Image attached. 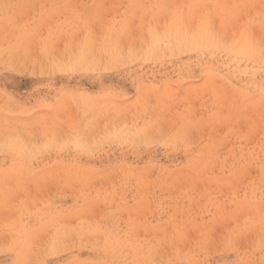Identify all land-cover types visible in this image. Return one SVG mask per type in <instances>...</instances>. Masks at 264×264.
<instances>
[{
  "label": "rangeland",
  "instance_id": "374dc122",
  "mask_svg": "<svg viewBox=\"0 0 264 264\" xmlns=\"http://www.w3.org/2000/svg\"><path fill=\"white\" fill-rule=\"evenodd\" d=\"M216 1L219 0H0V145L2 144L0 146V175L2 176L4 173L3 179L7 177L8 179L12 178L13 181L15 176L14 181L21 180L20 183L16 181L19 185L11 180L3 185L0 182V185H5L7 187L5 189L8 191L13 183L16 185L15 187L21 184L20 188L18 187L19 190L15 191L17 196L13 192L14 188L9 193L5 191L4 187L1 189L0 186V189L5 191L1 192L0 190V198H3L1 201H7H4L5 203L2 201L3 205L0 202V209L2 208L0 210V264H127L128 262L129 264H191V261L200 264L201 262H197L198 260H203L202 264H251V262L252 264H264V236H262L264 235V231H262L264 224L260 223H264L262 221V219L264 220V181L262 180L264 178V162L262 163L264 151L261 150L264 149V134H261L264 133V117H262L264 116V66L262 65L264 63V0ZM225 4L227 5L225 6ZM216 7L219 8L216 10ZM220 24L225 25L220 26ZM170 25L173 29L169 27ZM237 30L238 32L235 33ZM232 31L234 32L232 33ZM242 34L244 35L242 36ZM8 37L9 39L11 37L12 40L10 39V41ZM237 37L242 38V42L245 43L243 47L235 46ZM86 38L87 40H85ZM225 39L228 40L227 43H225ZM141 40L142 43H140ZM38 44L39 46H37ZM232 47L234 48L232 49ZM261 49H263V53ZM256 57L257 60H255ZM249 60L252 61L250 64ZM249 70L251 72L247 74ZM210 85L215 86L213 87L214 91ZM206 87L209 92L204 90V96H199ZM195 91L198 92L197 95ZM216 94H219V97ZM191 96L193 100L190 99ZM206 99L207 102L204 103ZM225 100L226 102H224ZM236 100L238 101L235 102ZM160 101L162 104L159 103ZM248 103H253V105L259 103L260 108L256 105L254 108L250 104L247 106ZM226 107H229L228 113ZM222 108L223 110H221ZM230 108L233 110L230 111ZM173 109L174 111H172ZM253 115L256 119L252 118ZM245 117L248 119H246L247 122L244 120ZM38 118L45 119L44 123ZM257 119H261L263 123L260 120L259 124L254 122ZM245 122L247 125L249 124L250 128L246 127ZM260 123L261 126H257ZM179 124H183L181 129ZM213 127L218 129L213 131ZM246 129L248 133H246ZM40 131L42 134H39ZM183 135L185 139L182 138ZM24 137L29 141H25ZM11 138L14 144L11 143ZM22 139L23 143L26 142L25 147L23 143L20 144ZM2 140L7 144H3ZM41 146L42 148H40ZM23 147L26 150L29 149L27 153ZM22 150L24 153H21ZM235 154H237L236 157H234ZM23 156L24 159L27 156L25 162ZM196 158H199V161ZM253 158L256 160L253 161ZM225 164L227 168H225ZM207 166L208 169H206ZM24 167L28 168L27 171ZM245 167L246 170L248 168L247 173ZM69 170L71 172H68ZM74 170L75 174L82 178L74 176ZM28 171L30 172L28 173ZM47 171L52 172L49 175H53V177L55 175L56 182L52 181V178L49 182L50 178L49 180L47 178L51 176L46 177ZM57 171L58 175H56ZM42 172L45 173L43 176L47 179L42 182H46L45 186L49 185V187H45V193L42 190L44 184L40 183L43 179L40 178ZM62 173L64 181L61 180ZM68 173H72V175ZM141 175L143 176L141 177ZM158 175L161 176L158 177ZM134 176L137 177L133 178ZM83 177L87 178L85 181H87L88 188H85L84 180L80 183L81 179H84ZM71 178H74L76 185H74V180L70 182ZM192 178H196L198 182H194L195 179ZM219 178L226 180L221 181L223 184L220 187ZM3 179L0 178L1 181ZM34 179L40 181L42 196L38 190L39 186L26 189L29 186L32 187L31 182ZM198 179H201L200 182ZM3 181L5 182V180ZM35 181L32 182L33 187H35ZM145 181H150V183ZM138 182L142 186L148 184L144 187V192L139 189ZM185 182L190 185L185 187ZM246 182L247 184H244ZM79 183L83 185V188L79 189ZM238 183L241 185L239 186ZM250 183L253 184L250 186ZM71 184L72 186H70ZM7 185L10 187L8 188ZM179 185H183V187ZM89 187L90 191H88ZM96 187L101 188L100 192L97 191L98 189L96 190ZM146 187L150 192L146 191ZM21 188L28 190V194L23 190L24 197L22 192L18 193ZM204 188L206 189L204 190ZM225 188L228 192L225 191ZM256 188H258L257 191ZM79 190L82 193L85 191L84 196H81L82 193ZM190 190L195 195L189 193ZM235 190H238L239 193ZM247 190L250 194L247 193ZM29 191L31 196L36 197V200L41 197L40 200L34 202L32 200L34 197L31 199L30 196L29 198ZM171 191L172 193H170ZM220 192L221 195H219ZM11 194L12 197H10ZM51 194H53L52 197ZM18 195L22 196V199H18L20 198ZM234 196L235 198H233ZM28 199L31 200L28 201ZM114 199L116 202H113ZM21 200L28 201L31 205L24 204ZM165 200L170 203L168 204ZM189 200H191L190 203ZM119 202L125 203V206L128 205L127 209ZM237 202L242 204L238 205ZM110 203H113L112 208L108 206ZM11 205L13 208L9 207ZM4 206L8 208L4 209ZM27 206H29L28 209H26ZM137 209L141 212L139 213ZM174 209L176 213H179L176 214ZM13 210H17L19 213L13 212ZM217 210H219L218 213ZM250 212L256 213V217L254 218ZM193 213L194 215H192ZM151 214H154L153 217ZM181 214L185 215L183 219ZM138 215L144 216L140 217V220ZM243 215L244 217H241ZM65 216L67 217L64 218ZM175 216L178 217L175 218ZM189 217H192L191 221H189ZM252 218L253 220H251ZM119 219L121 220L119 221ZM175 221L180 224L178 222V224H174ZM185 221L189 222L185 223ZM244 221L247 222L244 223ZM164 222L167 223L160 225ZM201 222H203V226L200 224ZM255 222H259V226H256ZM13 223L14 225H12ZM59 223L62 224L59 226ZM193 224L199 225L195 227ZM143 225L148 229L146 234L144 232L147 230L146 228L144 230L142 228L144 233L139 230ZM137 226L139 231L134 230V228L137 229ZM128 227L130 230L129 233H126ZM170 227L171 230H169ZM202 227L207 232L202 231ZM257 227H259L258 230ZM182 228L186 232L183 233ZM188 228L190 230L193 228V230L190 231ZM172 229L175 235L180 231L179 234H183V239L182 235L178 234L181 237L175 236ZM196 229H200L202 237L199 230ZM149 230L151 231L149 232ZM164 230L166 231L164 232ZM102 231L106 234H103ZM135 231H138L139 234ZM155 231L159 237L154 235ZM204 231L208 234L205 235ZM194 232L198 233V236ZM230 232L232 233L230 234ZM147 233L150 234V237L153 233L152 240ZM168 233H172L173 238ZM236 234L240 239L239 243L237 238L233 237ZM125 235L128 238H125ZM168 235L172 238V243H170L171 238H167ZM57 236L59 237L58 242ZM135 238L136 242H134ZM163 238L166 241L169 239L165 245ZM178 238H181L182 240H180L184 244L189 243L192 250L189 246L186 247L187 244L184 248V244L181 245ZM114 239H116L117 245L113 242ZM203 239L206 240L205 243H203ZM159 240L163 244H159L160 249L156 247V252L151 250V247L154 249L155 246H158L156 242ZM140 241L144 242L140 244ZM191 243L195 245L193 246ZM170 245L173 246L170 248ZM179 245L182 249L184 248L183 251L179 249ZM252 245L254 246L252 247ZM134 246L138 248L140 246V248H144V251L141 249V254H137L140 248L137 251ZM187 248L190 249V252ZM120 251L122 253H119ZM133 251L135 252L133 253ZM149 251H151L150 258L148 257ZM187 251L192 253L193 257L186 253ZM198 252L200 257H197ZM194 253L197 255L194 256ZM136 254L138 256H135ZM195 257L194 261L191 260ZM139 261L141 262L139 263Z\"/></svg>",
  "mask_w": 264,
  "mask_h": 264
},
{
  "label": "bare ground",
  "instance_id": "6f19581e",
  "mask_svg": "<svg viewBox=\"0 0 264 264\" xmlns=\"http://www.w3.org/2000/svg\"><path fill=\"white\" fill-rule=\"evenodd\" d=\"M219 1H220V0H219ZM219 1H216V2H219ZM230 1H231V0H230ZM230 1H227V2H230ZM234 1H235V0H233V2H234ZM238 1H239V0H238ZM256 1H257V0H256ZM258 1H259V0H258ZM261 1H262V0H261ZM66 3H67V2H66ZM134 3H135V2H134ZM76 4H77V3H76ZM104 4H106V3H104ZM135 4H136V3H135ZM229 4H231V3H229ZM50 5H51V4H50ZM226 5H227V4H225V6H226ZM44 6H45V5H44ZM228 6H229V5H228ZM237 6H238V4H237ZM76 7H77V6H76ZM71 8H73V7H71ZM96 8H97V7H96ZM218 8H219V7H218ZM218 8L216 7L215 9L217 10ZM227 8H229V7H227ZM236 8H237V7H236ZM33 9H34V8H33ZM1 10H2V9H1ZM54 10H55V9H54ZM8 11H9V10H8ZM241 11H242V10H241ZM244 11H245V10H244ZM214 13H215V12H214ZM248 13H249V12H248ZM221 14H222V13H221ZM221 14H220V15H221ZM249 15H250V13H249ZM249 15H248V17H250ZM120 16H121V15H120ZM217 16H218V15H217ZM7 17H8V16H7ZM13 17H14V16H13ZM49 17H50V16H49ZM59 17H60V16H59ZM95 17H96V16H95ZM233 17H234V16H233ZM8 18H9V17H8ZM49 19H50V18H49ZM68 20H69V19H68ZM111 20H112V19H111ZM249 20H250V19H249ZM16 22H17V21H16ZM51 22H52V21H51ZM10 23H11V21H10ZM28 23H29V21H28ZM108 23H110V22H108ZM116 23H117V22H116ZM103 24H104V23H103ZM174 24H175V23H174ZM176 24H177V23H176ZM237 24H238V23H237ZM41 25H42V24H41ZM106 25H107V23H106ZM224 25H225V24H224ZM224 25H223V24H222V25L220 24V26H224ZM230 25H231V24H230ZM241 25H242V23H241ZM241 25H239V26H241ZM257 25H258V24H257ZM83 26H84V25H83ZM171 26H172V25H170L169 27H170L171 29H173ZM247 26H248V22H247ZM254 26H256V25H254ZM35 27H36V26H35ZM138 28H139V27H138ZM223 28H224V27H223ZM102 29H103V28H102ZM127 29H128V28H127ZM237 29H238V26H237ZM2 30H3V29H2ZM78 30H79V29H78ZM107 30H108V29H107ZM143 30H144V29H143ZM171 31H172V30H171ZM227 31H228V30H227ZM244 31H245V30H244ZM244 31H243V32H244ZM46 32H47V31H46ZM72 32H73V31H72ZM142 32H143V31H142ZM233 32H234V31H232V33H233ZM237 32H238V30L235 31V33H237ZM120 33L122 34V32H120ZM166 33H167V32H166ZM24 34H25V32H24ZM68 34H69V32H68ZM121 34H120V35H121ZM141 34H142V33H141ZM227 34H228V33H227ZM0 35H1V34H0ZM51 35H52V34H51ZM54 35H56V34H54ZM59 35H60V34H59ZM87 35H88V34H87ZM136 35H137V34H136ZM138 35H139V34H138ZM243 35H244V34H242V36H243ZM93 36H94V35H93ZM122 36H123V35H122ZM139 36H140V35H139ZM236 36H237V34H236ZM11 37H12V36H11ZM11 37H10V39L12 40ZM81 37H82V35H81ZM86 37L89 38V36H86ZM136 37H137V36H136ZM140 37H141V36H140ZM210 37H211V36H210ZM214 37H215V36H214ZM219 37H220V36H219ZM50 38H51V37H50ZM230 38H231V37H230ZM230 38H229V39H230ZM234 38H235V37H234ZM1 39H2V38H1ZM8 39H9V37H8ZM10 39H9V40H10ZM25 39H26V38H25ZM48 39H49V38H48ZM90 39H91V38H90ZM92 39H93V38H92ZM127 39H128V38H127ZM133 39H134V38H133ZM135 39H136V38H135ZM144 39H145V37H144ZM241 39H242V38H241ZM241 39H240L239 37H237V41H236V45H235V46H238V47L242 46V47H243V46L245 45V43H243ZM11 40H10V41H11ZM23 40H24V39H23ZM50 40H51V39H50ZM81 40H82V39H81ZM81 40H80V41H81ZM85 40H87V38H86ZM88 40H89V39H88ZM122 40H123V38H122ZM124 40H125V39H124ZM217 40H218V39H217ZM222 40H224V39H222ZM225 40H226V39H225ZM234 40H235V39H234ZM7 41H8V40H7ZM93 41H94V40H93ZM129 41H130V40H129ZM227 41H228V40H226L225 43H227ZM232 41H233V40H232ZM77 42H78V41H77ZM125 42H126V40H125ZM127 42H128V41H127ZM202 42H203V41H202ZM221 42H222V41H221ZM6 43H7V42H6ZM6 43H5V44H6ZM9 43H10V42H9ZM49 43H50V41H49ZM49 43H48V44H49ZM107 43H108V42H107ZM140 43H142V40L140 41ZM248 43H249V42H248ZM248 43H246V44H248ZM18 44L20 45V43H18ZM21 44H22V41H21ZM83 44H85V43H83ZM127 44H128V43H127ZM130 44H131V43H130ZM218 44H219V41H218ZM257 44H258V43H257ZM202 45H203V44H202ZM202 45H201V46H202ZM37 46H39V44H38ZM235 46H234V47H235ZM260 46H261V45H260ZM117 47H118V46H117ZM234 47H232V49H233ZM66 48H67V47H66ZM77 48H78V47H77ZM43 49H44V48H43ZM131 49H132V48H131ZM241 49H243V48H241ZM241 49H239V50H241ZM263 49H264V48H263ZM263 49H261V52H262V53H263ZM1 50H2V49H1ZM83 50H84V49H83ZM132 50H133V49H132ZM15 51H16V50H15ZM214 51H216V50L214 49ZM236 51H238V50H236ZM4 52H5V51H4ZM4 52H3V53H4ZM7 52H8V51H7ZM50 52H52V51H50ZM222 52H223V51H222ZM261 52H260V54H261ZM219 53H221V52H219ZM5 54H6V53H5ZM213 54H214V53H213ZM216 54H217V53H216ZM248 54H249V53H248ZM9 55H11V54H9ZM224 55H225V54H224ZM224 55H223V56H224ZM255 55H257V54H255ZM11 56H12V55H11ZM221 56H222V55H221ZM223 56H222V57H223ZM262 56H263V55H262ZM1 57H2V56H1ZM227 57H228V56H227ZM233 57H234V56H233ZM7 58H8V57H7ZM7 58H6V59H7ZM16 59H17V57H16ZM16 59H15V61H16ZM58 59H59V58H58ZM245 59H246V58H245ZM228 60H229V59H228ZM255 60H257V57H256ZM48 61H49V60H48ZM226 61H227V60H226ZM65 62H66V61H65ZM243 62H244V61H243ZM245 62H246V60H245ZM251 62H252V61L249 60V64H250ZM258 62H260V61H258ZM13 63H14V61H13ZM13 63H12V64H13ZM17 63H18V62H17ZM26 63H28V62H26ZM234 63H238V62H234ZM241 63H242V62H241ZM241 63H240V64H241ZM249 64H248V65H249ZM243 65H244V64H243ZM262 65L264 66V63H263ZM246 66H247V65H246ZM254 66H255V65H254ZM24 67H25V66H24ZM247 67H248V66H247ZM251 68H252V67H251ZM259 68H260V67H259ZM259 68H258V69H259ZM261 68H263V67L261 66ZM247 72H248V71H247ZM247 72H246V73H247ZM250 72H251V71L249 70V72H248L247 74H249ZM260 73H261V72H260ZM257 77H258V75H257ZM263 78H264V77H263ZM218 84H219V83H218ZM223 84H224V83H223ZM198 85H199V84H198ZM205 86H206V85H205ZM210 86H211V85H210ZM213 87H215V86H213ZM213 87L211 86V88H213ZM208 88H209V87H208ZM206 89H207V87H206L205 89H203L201 92L203 93V91L206 90ZM235 89H236V88H235ZM196 90H198V89H196ZM208 90H209V89H208ZM208 90H206V91H208ZM256 90H257V89H256ZM213 91H214V88H213ZM241 91H242V90H241ZM148 92H149V91H148ZM178 92H179V91H178ZM187 92H188V91H187ZM208 92H209V91H208ZM221 92H222V91H221ZM192 93H193V92H192ZM192 93H189V94H192ZM195 93H196V91H195ZM202 93H201L199 96H202V95L204 96V93H203V94H202ZM217 93H218V90H217ZM224 93H225V92H224ZM226 93H227V92H226ZM175 94H177V93H175ZM197 94H198V92L196 93V95H197ZM219 94H221V93H219ZM219 94H216V96L219 97V96H218ZM226 95H227V94H226ZM226 95H225V96H226ZM236 95H237V94H236ZM167 96H168V95H167ZM169 96H170V95H169ZM192 96H193V95H192ZM192 96H191L190 99H192ZM216 96H215V97H216ZM221 96H223V95H221ZM227 96H228V95H227ZM227 96H226V97H227ZM231 96H232V95H231ZM234 96H235V94H234ZM212 97H213V96H212ZM228 97H229V96H228ZM228 97H227V101H229V98H228ZM162 98H163V97H162ZM209 98H211V97H209ZM223 98H224V97H223ZM233 98H235V97H233ZM215 99H216V98H215ZM225 99H226V98H225ZM238 99H239V98H238ZM259 99H261V98H259ZM192 100H193V99H192ZM216 100H217V99H216ZM219 100H220V98H219ZM263 100H264V99H263ZM161 101H162V100H161ZM161 101H160L159 103H161ZM185 101H187V100H185ZM198 101H199V99H198ZM233 101H234V99H233ZM237 101H238V100H236L235 102H237ZM146 102H147V101H146ZM166 102H167V99H166ZM206 102H207V99H206V101H205L204 103H206ZM213 102H214V101H213ZM224 102H226V100H225ZM224 102H223V103H224ZM260 102H261V101H260ZM260 102H259V103H260ZM259 103H258V105H259ZM161 104H162V103H161ZM163 104H164V103H163ZM191 104H192V103H191ZM220 104H221V103H220ZM228 104H230V103H228ZM228 104H227V105H228ZM249 104H250V103H248L247 106H249ZM254 104H255V103H254ZM138 105H139V104H138ZM149 105H150V104H149ZM159 105H160V104H159ZM173 105H174V104H173ZM175 105H176V104H175ZM192 105H193V104H192ZM221 105H222V107H223V104H221ZM221 105H220V106H221ZM232 105H235V104H232ZM243 105H244V104H243ZM250 105H252V106H254V108H256V107H255L256 104L253 105V103H252V104H250ZM258 105H256V106H258ZM142 106H143V105H142ZM170 106H171V105H170ZM225 106H226V105H225ZM244 106H246V105H244ZM247 106H246V107H247ZM261 106H262V105H261ZM263 106H264V104H263ZM146 107H147V106H146ZM160 107H161V106H160ZM168 107H169V106H168ZM230 107H231V106H230ZM258 107H259V106H258ZM139 108H140V107H139ZM139 108H138V109H139ZM144 108H145V107H144ZM153 108H154V107H153ZM162 108H163V107H162ZM164 108H166V107H164ZM217 108H220V107H217ZM223 108H224V107H223ZM223 108H222L221 110H223ZM228 108H229V107H228ZM228 108L226 107V109H227V113H228ZM231 108H232V107H231ZM231 108L229 109L230 111L233 110V109H231ZM244 108H245V107H244ZM252 108H253V107H252ZM259 108H260V107H259ZM5 109H6V108H5ZM160 109H161V108H160ZM176 109H177V108H176ZM207 109H208V108H207ZM226 109H225V110H226ZM235 109H236V108H235ZM235 109H234V112H235ZM246 109H247V108H246ZM257 109H258V108H257ZM257 109H256V110H257ZM263 109H264V108H263ZM147 110H149V109L147 108ZM157 110H158V109H157ZM249 110H250V108H249ZM258 110H260V109H258ZM7 111H8V110H7ZM145 111H146V110H145ZM160 111H161V110H160ZM160 111H159V112H160ZM162 111H163V110H162ZM172 111H174V109H173ZM178 111H179V110H178ZM244 111H246V110H244ZM5 112H6V111H5ZM141 112H143V111H141ZM192 112H193V111H192ZM256 112H259V111H256ZM174 113H175V112H174ZM259 113H260V112H259ZM261 113L263 114V111H262ZM10 114H11V113H10ZM186 114H188V113H186ZM202 114H203V112H202ZM224 114H225V113H224ZM234 114H235V113H234ZM243 114H244V113H243ZM13 115H14V114H13ZM157 115H159V114H157ZM181 115H182V114H181ZM198 115H199V114H198ZM229 115H232V114H229ZM235 115H236V114H235ZM254 115H255V114H254ZM254 115H253L252 118H253V119H256V118H254V117H255ZM139 116H140V115H139ZM143 116H144V115H143ZM174 116H176V115H174ZM177 116H178V115H177ZM177 116H176V117H177ZM184 116H185V115H184ZM193 116H194V115H193ZM201 116L203 117V115H201ZM227 116H228V115H227ZM257 116H258V115H257ZM260 116H262V115H260ZM185 117H186V116H185ZM195 117H196V116H195ZM262 117H264V116H262ZM262 117H261V119H262ZM155 118H156V117H155ZM203 118H204V117H203ZM229 118H231V117H229ZM233 118H234V117H233ZM233 118H232V119H233ZM243 118H244V116H243ZM38 119H40V118H38ZM153 119H154V117H153ZM153 119H152V120H153ZM195 119H196V118H195ZM234 119H235V118H234ZM246 119H247V118L245 117L244 120H246ZM261 119H257L258 121L255 120L254 122H258V124H259V120L262 122ZM40 120H42V119H40ZM70 120H73V119H70ZM74 120H75V119H74ZM237 120H239V119H237ZM247 120H248V119H247ZM247 120H246V122H247ZM42 121H43V123H44L45 119L42 120ZM154 121H156V120H154ZM177 121H178V120H177ZM177 121H176V122H177ZM182 121H183V120H182ZM249 121H250V120H249ZM251 121H252V120H251ZM33 122H35V121H33ZM37 122H38V121H37ZM39 122H40V121H39ZM179 122H180V121H179ZM201 122H202V121H201ZM205 122H206V121H205ZM215 122H216V121H215ZM238 122H239V121H238ZM246 122H245V123H246ZM49 123H50V122H49ZM55 123H56V121H55ZM55 123H53V124H55ZM72 123H73V122H72ZM74 123H75V121H74ZM202 123H203V122H202ZM208 123H209V122H208ZM210 123H211V121H210ZM210 123H209V124H210ZM262 123H263V122H262ZM33 124H34V123H33ZM50 124H51V123H50ZM56 124H57V123H56ZM200 124H201V123H200ZM204 124H205V123H204ZM216 124H217V123H216ZM218 124H220V123H218ZM40 125H41V124H40ZM194 125H195V124H194ZM197 125H198V124H197ZM205 125H206V124H205ZM225 125H226V124H225ZM229 125H230V124H229ZM229 125H228V126H229ZM245 125H246V127H249V126H248L249 124L247 125V123H246ZM253 125H255V124H253ZM262 125H263V124H262ZM58 126H59V125H58ZM70 126H71V125H70ZM72 126H73V125H72ZM151 126H152V124H151ZM179 126H180V129H181V127L183 126V124H182V125L179 124ZM189 126H190V125H189ZM195 126H196V125H195ZM211 126H212V125H211ZM228 126H227V127H228ZM257 126H261V123H260V125H257ZM46 127H47V126H46ZM46 127H44V128H46ZM53 127H54V126H53ZM206 127H207V126H206ZM216 127H217V126H216ZM2 128H3V127H2ZM31 128H32V127H31ZM59 128H60V126H59ZM70 128L72 129L73 127H70ZM117 128H118V127H117ZM157 128H158V127H157ZM230 128H231V127H230ZM249 128H250V127H249ZM249 128H248V130H249ZM24 129H25V128H24ZM42 129H43V128H42ZM42 129H41V130H42ZM52 129H53V128H52ZM188 129H189V128H188ZM215 129H218V128H214V127H213V131H214ZM236 129H237V128H236ZM236 129H234V130H236ZM251 129H253V128H251ZM251 129H250V130H251ZM4 130H5V129H4ZM13 130H14V129H13ZM16 130H17V129H16ZM28 130H29V129H28ZM49 130H50V129H49ZM184 130H185V129H184ZM205 130H206V129H205ZM256 130H257V129H256ZM261 130H262V128H261ZM261 130H260V132H262ZM6 131H7V130H6ZM18 131H19V130H18ZM42 131H43V130H42ZM42 131H40L39 134H42V133H41ZM68 131H69V130H68ZM83 131H84V130H83ZM83 131H82V132H83ZM213 131H210V132H213ZM246 131H247V129H246ZM44 132H45V131H44ZM180 132H181V131H180ZM223 132H224V131H223ZM229 132H230V130H229ZM260 132H259V133H260ZM0 133H1V132H0ZM27 133H28V132H27ZM67 133H68V132H67ZM80 133H81V132H80ZM109 133H110V132H109ZM216 133H217V132H216ZM232 133H233V132H232ZM236 133H237V132H236ZM246 133H248V131H247ZM254 133H255V131H254ZM22 134H23V133H22ZM44 134H45V133H44ZM55 134H56V132H55ZM205 134H206V133H205ZM213 134H215V133H213ZM239 134H240V133H239ZM261 134H264V133L262 132ZM26 135H27V134H26ZM63 135H64V133H63ZM12 136H13V135H12ZM23 136H24V135H23ZM30 136H31V135H30ZM61 136H62V134H61ZM109 136H110V135H109ZM213 136H214V135H213ZM215 136H216V135H215ZM228 136H231V135H228ZM232 136H233V135H232ZM234 136H235V135H234ZM236 136H237V135H236ZM236 136H235V137H236ZM8 137H9V136H8ZM42 137H43V135H42ZM42 137H41V138H42ZM91 137H92V136H91ZM184 137H185V136L183 135L182 138H184ZM217 137H218V136H217ZM241 137H242V136H241ZM263 137H264V136H263ZM263 137H262V139H263ZM9 138H10V137H9ZM48 138H49V137H48ZM63 138H64V137H63ZM96 138H97V137H96ZM186 138H187V137H186ZM203 138H204V137H203ZM212 138H213V137H212ZM218 138H219V137H218ZM237 138H238V137H237ZM258 138H259V136H258ZM23 139H24L25 141L28 140V139H26L25 137H24ZM23 139L21 140V143H20V144L23 143V142H22ZM31 139H32V138H31ZM46 139H47V137H46ZM68 139H69V138H68ZM79 139H80V138H79ZM91 139H92V138H91ZM97 139H98V138H97ZM97 139H96V140H97ZM184 139H185V138H184ZM208 139H209V137H208ZM214 139H215V138H214ZM214 139H213V141H214ZM222 139H223V138H222ZM225 139H226V137H225ZM229 139H230V138H229ZM238 139H239V138H238ZM4 140L6 141L7 139L5 138ZM10 140H11V143H12V142H13L12 138H11ZM48 140H49V139H48ZM60 140H61V139H60ZM63 140H64V139H63ZM81 140H82V139H81ZM84 140H85V138H84ZM96 140H95V141H96ZM98 140H100V139H98ZM170 140H171V139H170ZM177 140H179V139H177ZM205 140H206V139H205ZM239 140H240V139H239ZM260 140H261V139H260ZM8 141H9V140H8ZM8 141H7V142H8ZM19 141H20V140H19ZM28 141H29V140H28ZM92 141H93V140H92ZM175 141H176V140H175ZM207 141H208V140H207ZM210 141H211V140H210ZM223 141H224V140H223ZM223 141H222V142H223ZM244 141H245V140H244ZM2 142H3V140H2ZM59 142H60V141H59ZM63 142H65V141H63ZM98 142H99V141H98ZM100 142H101V140H100ZM177 142H178V141H177ZM201 142H202V141H201ZM222 142H221V143H222ZM231 142H232V141H231ZM236 142H237V141H236ZM0 143H1V142H0ZM25 143H26V142H25ZM25 143H23V146H24ZM40 143H41V142H40ZM40 143H39V145H40ZM53 143H54V142H53ZM76 143H77V142H76ZM214 143H215V142H214ZM261 143H262V142H261ZM3 144H5V143L3 142ZM6 144H7V143H6ZM6 144H5V145H6ZM12 144H14V142H13ZM32 144H33V143H32ZM65 144H66V143H65ZM85 144H87V143H85ZM85 144H84V145H85ZM93 144H94V143H93ZM180 144H181V142H180ZM1 145H2V144H1ZM1 145H0V146H1ZM8 145H9V142H8ZM45 145H46V144H45ZM89 145H90V144H89ZM91 145H92V144H91ZM218 145H220V144H218ZM230 145H231V144H230ZM25 146H26V145H25ZM25 146H24V147H25ZM32 146H33V145H32ZM37 146H38V144H37ZM52 146H53V145H52ZM58 146H59V145H58ZM65 146H66V145H65ZM245 146H246V145H245ZM261 146H262V145H261ZM263 146H264V145H263ZM4 147L6 148V146H4ZM4 147H3V150L5 149ZM18 147H19V146H18ZM24 147H23V148H24ZM34 147H36V146H34ZM59 147H60V146H59ZM85 147H87V145H85ZM88 147H89V146H88ZM232 147H233V146H232ZM259 147H260V146H259ZM36 148H37V147H36ZM40 148H42V146H41ZM45 148H46V147H45ZM60 148H61V147H60ZM236 148H237V147H236ZM248 148H249V147H248ZM8 149H9V148H8ZM10 149L12 150L11 147H10ZM24 149L26 150V148H24ZM237 149H238V148H237ZM251 149H252V148H251ZM20 150H21V148H20ZM28 150H29V149H28ZM28 150H26L25 152L27 153ZM34 150H35V149H34ZM55 150H57V149L55 148ZM229 150H230V149H229ZM229 150H228V152L231 151V150H230V151H229ZM249 150H250V149H249ZM253 150H254V149H253ZM255 150H256V149H255ZM261 150L264 151V149H261ZM22 151H23V152H22ZM22 151H21V153H24V150H22ZM36 151H37V150H36ZM46 151H47V150H46ZM232 151H234V150H232ZM57 152H59V151H57ZM1 153H2V152H1ZM26 153H25V154H26ZM38 153H39V152H38ZM234 153H235V152H234ZM238 153H240V152H238ZM2 154H3V153H2ZM30 154H32V153H30ZM39 154H40V153H39ZM49 154H50V153H49ZM228 154H229V153H228ZM252 154H253V153H252ZM27 155H28V154H27ZM41 155H43V154H41ZM238 155H239V154H238ZM258 155H259V151H258ZM30 156H31V155H30ZM32 156H33V154H32ZM37 156H38V155H37ZM37 156H36V157H37ZM43 156H45V155H43ZM64 156H65V155H64ZM236 156H237V154H235L234 157H236ZM251 156H252V155H251ZM260 156H261V155H260ZM34 157H35V156H34ZM50 157H51V156H50ZM193 157H195V156H193ZM198 157H199V156H198ZM220 157H221V156H220ZM230 157H231V156H230ZM254 157H255V156H254ZM19 158H20V157H19ZM30 158H32V157H30ZM30 158H29V159H30ZM46 158H47V157H46ZM250 158H252V157H250ZM23 159H24V156H23ZM25 159H27V156H26ZM25 159H24V162H25ZM34 159H35V158H34ZM37 159H38V158H37ZM220 159H221V158H220ZM228 159H229V158H228ZM254 159H255V158H253L252 160L254 161ZM261 159H262V158H261ZM32 160H33V158H32ZM196 160L199 161V158H198V159L196 158ZM226 160H227V159H226ZM226 160H225V161H226ZM255 160H256V159H255ZM47 161H48V160H47ZM227 161H228V160H227ZM227 161H226V162H227ZM230 161H231V160H230ZM258 161H259V160H258ZM210 162H211V161H210ZM216 162H217V161H216ZM226 162H225V163H226ZM240 162H242V161H240ZM255 162H256V161H255ZM259 162H260V161H259ZM263 162H264V160L262 161V163H263ZM6 163H7V162H6ZM6 163H5V164H6ZM12 163H13V162H12ZM227 163H228V162H227ZM238 163H239V162H238ZM238 163H237V164H238ZM38 164H39V163H38ZM38 164H37V165H38ZM193 164H194V162H193ZM254 164H256V163H254ZM263 164H264V163H263ZM263 164H262V165H263ZM74 166H75V165H74ZM74 166H73V167H74ZM224 166H226V164H225ZM234 166H236V165H234ZM252 166H253V165H252ZM257 166H258V165H257ZM257 166H256V167H257ZM25 167H26V166H25ZM25 167H24V168H25ZM27 167H28V166H27ZM67 167H68V165H67ZM205 167H206V166H205ZM34 168H35V166H34ZM59 168H60V167H59ZM64 168H65V167H64ZM225 168H227V166H226ZM240 168H241V167H240ZM254 168H255V167H254ZM19 169H20V168H19ZM26 169H28V168H25V171H27ZM29 169H31V168L29 167ZM35 169H36V168H35ZM56 169H57V168H56ZM71 169H72V167L70 168V170H71ZM155 169H156V167H155ZM206 169H208V166H207ZM206 169H205V170H206ZM215 169H216V168H215ZM244 169L246 170V167H245ZM244 169H243V170H244ZM31 170H33V169H31ZM57 170H58V169H57ZM70 170H69L68 172H71ZM75 170H76V169H75ZM75 170H74V172H73V175L75 174ZM165 170H166V169H165ZM220 170H221V168H220ZM249 170H250V168H249ZM121 171H122V170H121ZM201 171H202V170H201ZM247 171H248V168H247V170H246V173H247ZM256 171H257V170H256ZM21 172H22V171H21ZM29 172H30V171H28V173H29ZM52 172H53V170H52ZM52 172H48V171H47L46 174L43 173V172H42V174L39 173L41 176H40V175H37V176H40V178H41V177L43 178V179L41 180V182L38 181V180L35 181V179L32 180V182L35 181L36 183H39V182H40V183L42 184V183H43L42 181H44V180L46 181L47 179L49 180V178H50L49 182H51V178H52V181H55V182H56L57 180H54V179H56V178H55V175H54V177H53V175H49V174L52 173ZM62 172H64L63 169H62ZM164 172H166V171H164ZM206 172H207V171H206ZM206 172H205V173H206ZM260 172H261V171H260ZM6 173H7V172H6ZM23 173H24V172H23ZM47 173H48V174H47ZM82 173H83V172H82ZM119 173H121V172H119ZM133 173H134V170H133ZM133 173H132V175H133ZM207 173H208V172H207ZM243 173H245V172L243 171ZM44 174L46 175V177H47L48 175L51 176V177H48V178L46 179V178L43 176ZM53 174H54V173H53ZM62 174H63V173H62ZM64 174H65V176L67 175L66 172H65ZM64 174H63V175H60V176H62V179H61V178H59V179L63 180V178H64V177H63ZM68 174H69V175H72V173H68ZM100 174H101V173H100ZM106 174H107V173H106ZM157 174H158V173H157ZM162 174H164V173H162ZM185 174H186V172H185ZM190 174H191V173H190ZM190 174H189V175H190ZM214 174H216V173H214ZM218 174H219V172H218ZM3 175H4V173H3ZM3 175H2V176H3ZM21 175H22V174H21ZM35 175H36V174H35ZM56 175H58V171H57ZM87 175H88V173H87ZM122 175H123V174H122ZM134 175H136V174L134 173ZM186 175H187V174H186ZM192 175H194V174L192 173ZM216 175H217V174H216ZM245 175H246V174H245ZM0 176H1V175H0ZM2 176L0 177L1 179H3ZM74 176H77V175L75 174ZM91 176H92V175H91ZM97 176L99 177L98 174H97ZM97 176H96V177H97ZM119 176H120V175H119ZM142 176H143V175H141V177H142ZM156 176H157V175H156ZM160 176H161V175H160ZM160 176L158 175V177H160ZM162 176H163V175H162ZM197 176H198V174H197ZM197 176H196V177H197ZM249 176H250V173H249ZM252 176H253V175H252ZM69 177H70V176H69ZM77 177H81V176H77ZM85 177H86V175H85ZM96 177H94V178H96ZM128 177H129V176H128ZM128 177H127V181H128ZM135 177H137V176H134L133 178H135ZM139 177H140V175H139ZM13 178L15 179V176H14ZM17 178H18V177H17ZM17 178H16V179H17ZM44 178H45V179H44ZM67 178H68V177H67ZM81 178H82V177H81ZM81 178H79V179H81ZM83 178H84V177H83ZM87 178H88V176H87ZM87 178L81 179V182H80V183H82V180H84L85 183H83V184H85V188H88V187L86 186V184H87L86 182H87V181H85V179H87ZM124 178H125V177H124ZM190 178H191V176H190ZM190 178H189V179H190ZM197 178H199V177H197ZM201 178H202V177H201ZM203 178H204V177H203ZM241 178H243V177H241ZM246 178H247V177H246ZM251 178H252V177H251ZM251 178H249V179H251ZM6 179H7V180H6ZM11 179H12V178H11ZM11 179H8L7 177H5V178L3 179V180H5V182H4L3 180H2V181L0 180V182L2 183V184H1V183H0V184H1V185H3V183L7 184V181H10ZM14 179H13V181H14ZM21 179H22V177H21ZM23 179H24V178H23ZM31 179H32V178H31ZM38 179H39V177H38ZM57 179H58V178H57ZM88 179H89V178H88ZM119 179H120V178H119ZM170 179H172V178L170 177ZM170 179H169V180H170ZM192 179H193V178H192ZM194 179H195V180H194ZM194 179H193V180H194V182H195V181H196V178H194ZM204 179H205V178H204ZM207 179H208V178H207ZM219 179H220V178H219ZM221 179H222V180H221ZM221 179H220V183H221V181L225 180V179H223V178H221ZM249 179H248V180H249ZM61 180H60V181H61ZM73 180H74V178H71V181H70V182H73ZM117 180H118V179H117ZM129 180H130V178H129ZM139 180H140V178H139ZM190 180H191V179H190ZM198 180H199V179H198ZM200 180H201V179H200ZM200 180H199V182H200ZM216 180H217V179H216ZM234 180H237V179H234ZM262 180L264 181V178H263ZM11 181H12V180H11ZM13 181H12V182H13ZM16 181H18V179H17ZM16 181H14V183H15ZM20 181H21V180H19L18 182L20 183ZM22 181H23V180H22ZM29 181H30V180H28V182H29ZM58 181H59V180H58ZM63 181H64V180H63ZM65 181H66V180H65ZM74 181H75V180H74ZM77 181H78V178H77ZM79 181H80V180H79ZM130 181H131V180H130ZM140 181H141V183H143L142 180H140ZM140 181H139V182H140ZM204 181H205V180H204ZM225 181H226V180H225ZM225 181H224V185H225ZM240 181H241V180H240ZM254 181H255V180H254ZM254 181H253V182H254ZM18 182H16L15 184L17 185ZM26 182H27V181H26ZM26 182H25V183H26ZM28 182H27V184H29ZM30 182H31V181H30ZM32 182H31L32 187L29 186V185H30V184H29V185H27V186H29V187L26 186V187H27L26 189H29V188H36L37 186H39V187H38V190H39V192L41 193V195H40V194H39V195L42 196L43 194H42V192L40 191V188H41L42 186L40 187V183H39L38 185L35 183V187H33ZM47 182H48V181H47ZM61 182H62V181H61ZM68 182H69V181H68ZM68 182H67V183H68ZM70 182H69V183H70ZM111 182H112V181H111ZM131 182H132V181H131ZM139 182H138L139 189H142V191L144 192V191H145V190H143V189H145L144 187L147 186V185L150 183V181H145V182L148 183L147 185L144 184L145 186L140 185ZM145 182H144V183H145ZM183 182H184V181H183ZM196 182H198V181H196ZM209 182H210V181H209ZM260 182H261V180H260ZM9 183H11V182H9ZM9 183H8V185H10ZM14 183H13V184H14ZM19 183H18V185H19ZM22 183H24V181H23ZM45 183H46V182L43 183V184H44V188L42 187L43 193H45V191H46L45 187H47V186L49 187V185L45 186V185H46ZM80 183H79V185H80L79 189L83 186V185L80 184ZM114 183H115V182H114ZM154 183H155V182H154ZM186 183H188V182H185V184H186ZM189 183H190V182H189ZM216 183H217V182H216ZM228 183H229V182H228ZM239 183H240V182H239ZM239 183H238V185H239ZM13 184H12V185H13ZM15 184L13 185V187H12V185H11V187L7 185L8 188H9V187L11 188L10 191H8L7 189H5V188H7L5 185H4V186H1V185H0V186L2 187V188H1V187H0V188L3 189V187H4L5 191H7V192H9V193H11V191H12L13 188H14V191H13V192H15L16 189L19 190L18 187L20 188V186H21V184H20V186L15 187V186H16ZM47 184H48V183H47ZM77 184H78V183H77ZM111 184H113V182H112ZM132 184H133V183H132ZM166 184L168 185V183H166ZM180 184H183V183L180 182ZM222 184H223V183H221V185H219V181H218V185H219V187L222 186ZM231 184H232V183H231ZM235 184H236V183H235ZM235 184H234V185H235ZM244 184H247V182L244 183ZM244 184H243V185H244ZM248 184H249V182H248ZM251 184H253V183H250V186H251ZM262 184H263V182H262ZM23 185H24V184H23ZM23 185H22V187H23ZM25 185H26V184H25ZM25 185H24V186H25ZM58 185H59V184H58ZM68 185H69V184H68ZM74 185H76V181H75V184H74ZM108 185H109V184H108ZM114 185H115V184H114ZM138 185H137V186H138ZM151 185H153V184L151 183ZM151 185H150V186H151ZM167 185H165V186H167ZM183 185H184V184H183ZM183 185H179V186H182V187H183ZM187 185L189 186L190 184H186L185 187H186ZM192 185H193V182H192ZM203 185H204V184H203ZM209 185H210V184H209ZM215 185H217V184H215ZM218 185H217V186H218ZM240 185H241V184H240ZM240 185H239V186H240ZM243 185H242V186H243ZM258 185H259V184H258ZM62 186H63V185H62ZM70 186H72V184H71ZM70 186H69V187H70ZM110 186H111V185H110ZM154 186H155V185H154ZM163 186H164V185H163ZM179 186H178V188H180ZM211 186H212V183H211ZM235 186H236V185H235ZM235 186H233V187H235ZM248 186H249V185H248ZM59 187H60V186H59ZM75 187H76V186H75ZM107 187H108V186H107ZM128 187H129V186H128ZM140 187H142V188H140ZM148 187H149V186H148ZM170 187H171V186H170ZM236 187H237V186H236ZM258 187H259V186H258ZM262 187H263V186H262ZM63 188H64V187H63ZM70 188H71V187H70ZM82 188H83V187H82ZM85 188H84V189H85ZM91 188L94 189L93 186H91ZM91 188L89 187V190H88V191H90ZM146 188H147V187H146ZM154 188H155V187H154ZM162 188H164V187H162ZM166 188H167V187H166ZM222 188H223V187H222ZM228 188H229V186L227 187V189H228ZM1 189H0V190H1ZM97 189H98V187H96V190H97ZM100 189H101V188H99L97 191L100 192ZM102 189H104V188H102ZM108 189H109V188H108ZM139 189H138V190H139ZM149 189H151V188L149 187ZM149 189L147 188L146 191H147V190L149 191ZM167 189H168V188H167ZM181 189H182V188H181ZM183 189H184V188H183ZM190 189L193 190V188H190ZM205 189H206V188H204V190H205ZM207 189H208V188H207ZM231 189H232V187H231ZM231 189H229V190H231ZM235 189H236V188H235ZM239 189H240V188H239ZM239 189H238V190H239ZM260 189H261V187H260ZM23 190H25V188H23ZM23 190H22V188H21V191H20V192L18 191V193L21 194V192H22V194H23V193H24ZM54 190H55V189H54ZM74 190H75V189H74ZM81 190H82V189H81ZM81 190H79V191L81 192ZM85 190H87V189H85ZM104 190H107V189H104ZM159 190H160V189H159ZM163 190H164V189H162V191H163ZM177 190H178V189H177ZM191 190H190L189 193H192ZM238 190H237V191H238ZM254 190H255V189H254ZM257 190H258V188H256V191H257ZM2 191H4V190H1V192H2ZM5 191H4V192H5ZM25 191H26V190H25ZM49 191H50V190H49ZM125 191H126V190H125ZM131 191H132V190H131ZM160 191H161V190H160ZM219 191H221V190H219ZM225 191H227L226 188H225ZM231 191L233 192L234 190H231ZM235 191H236V190H235ZM237 191H236V192H237ZM1 192H0V193H1ZM16 192H17V191H16ZM16 192H15V195L17 196V193H16ZM26 192H27V194H28V190H27ZM51 192H52V191H51ZM84 192H85V191H84ZM84 192H83V193H84ZM93 192H94V191H93ZM101 192H102V191H101ZM149 192H150V191H149ZM149 192H148V193H149ZM163 192H164V194L167 195V193H166L165 191H163ZM163 192H162V193H163ZM194 192H195V191H194ZM221 192H222V191H221ZM221 192L219 193V195H221ZM227 192H228V191H227ZM227 192H226V193H227ZM240 192H241V191H240ZM261 192H262V191H261ZM261 192H259V193H261ZM46 193H47V192H46ZM77 193H78V192H77ZM81 193H82V192H81ZM81 193H80V194H81ZM83 193H82V194H83ZM87 193H88V192H87ZM97 193H98V192H97ZM135 193H136V192H135ZM160 193H161V192H160ZM162 193H161V194H162ZM170 193H172V191H171ZM186 193H187V192H186ZM209 193H210V192H209ZM237 193H239V192H237ZM247 193H249L248 190H247ZM263 193H264V192H263ZM6 194H8V193H6ZM13 194H14V193H13ZM24 194H25V193H24ZM24 194H23V197H24ZM82 194H81V196H84V194H83V195H82ZM89 194H90V193H89ZM89 194H86V195L89 196ZM100 194H101V193H100ZM116 194H117V193H116ZM129 194H130V193H129ZM129 194H128V195H129ZM149 194L151 195V193H149ZM192 194H193V193H192ZM222 194H223V193H222ZM230 194H231V193H230ZM233 194L238 195V194H236V193H233ZM245 194H246V192H245ZM249 194H250V193H249ZM15 195H13V197H15ZM33 195H34V194H33ZM45 195H46V194H45ZM52 195H53V194H51V197H52ZM55 195H56V194H55ZM98 195H99V194H98ZM113 195H114V194H113ZM113 195H112V196H113ZM117 195H118V194H117ZM152 195H153V194H152ZM155 195H156V194H155ZM169 195H171V194H169ZM174 195H175V194H174ZM188 195H189V194H188ZM193 195H195V193H194ZM224 195H226V194H224ZM239 195H240V194H239ZM8 196H9V195H8ZM18 196H20V195H18ZM25 196H27V195H25ZM30 196H31V194H30V191H29V198H30ZM47 196H48V195H47ZM91 196H92V195H91ZM107 196H108V195H107ZM129 196H130V195H129ZM135 196H136V195H135ZM135 196H134V197H135ZM161 196H162V195H161ZM175 196L177 197V196H178V193H177V195H175ZM183 196H185L184 193H183ZM190 196H192V195L190 194ZM190 196H189V197H190ZM227 196H228V195H227ZM246 196H247V195H246ZM246 196H245V197H246ZM1 197H2V195H1ZM10 197H12V194H11ZM32 197H34V196H31V199H32ZM45 197H46V196H45ZM51 197H48V198L50 199ZM99 197H100V196H99ZM194 197L196 198V196H194ZM218 197H219V196H218ZM237 197H238V196H237ZM256 197H257V196H256ZM35 198H36V197H34V199H32V200H33L34 202H37V201L40 200L41 197H40V198H37V199H39V200H36ZM59 198H60V197H59ZM89 198H90V197H89ZM93 198L95 199V197H93ZM96 198H97V197H96ZM107 198H108V197H107ZM111 198H112V197H111ZM114 198H115V196H114ZM127 198H129V197H127ZM135 198H136V197H135ZM168 198H169V197H168ZM172 198H173V195H172ZM178 198H179V197H178ZM180 198H181V197H180ZM180 198H179V199H180ZM216 198H217V197H216ZM219 198H220V197H219ZM233 198H235V196H234ZM1 199H3V198H0V202H1V204L3 205V204L5 203L4 201H6V200H4V201L2 200V201L4 202V203H3V202L1 201ZM9 199H10V198H9ZM18 199H22V196H20V198H18ZM24 199H25V198H24ZM26 199H27V198H26ZM31 199H30V200H31ZM45 199H46V198H45ZM90 199H91V198H90ZM148 199H149V197H148ZM181 199H182V198H181ZM192 199H193V198H192ZM217 199H218V198H217ZM227 199H228V201H229V198H227ZM231 199H232V198H231ZM261 199L263 200V198H261ZM11 200H12V199H11ZM30 200L28 199V201H30ZM35 200H36V201H35ZM41 200H43V199H41ZM47 200H48V199H47ZM118 200H119V199H118ZM124 200H125V199H124ZM134 200H135V199H134ZM168 200H169V199H168ZM223 200H224V199H223ZM233 200H234V199H233ZM8 201H9V200H8ZM15 201H16V200H15ZM15 201H14V202H15ZM21 201H22L24 204H27V203H28V201H25V200H21ZM141 201H143V200H141ZM165 201H166V200H165ZM6 202H7V201H6ZM22 202H21V203H22ZM78 202H79V201H78ZM104 202H105V201H104ZM111 202H112V201H111ZM113 202H116L115 199L113 200ZM166 202L168 203V201H166ZM184 202H185V201H184ZM190 202H191V200H189V203H190ZM193 202H194V199H193ZM224 202H225V201H224ZM226 202H227V201H226ZM8 203H9V202H8ZM15 203H16V202H15ZM23 203H22V204H23ZM32 203H33V202H32ZM41 203H43V201H41ZM100 203H101V202H100ZM105 203H106V202H105ZM119 203H120V202H119ZM129 203H130V202H129ZM146 203H147V201H146ZM146 203H145V204H146ZM169 203H170V202H169ZM169 203H168V204H169ZM177 203H178V202H177ZM185 203H186V202H185ZM220 203H221V202H220ZM9 204H10V203H9ZM24 204H23L22 206H24ZM29 204H30V202L28 203V205H29ZM101 204H104V203H101ZM106 204H107V203H106ZM120 204H121V203H120ZM120 204H119V205H120ZM124 204H125V203H124ZM124 204H121V205H124ZM138 204L140 205L139 202H138ZM142 204H143V202H142ZM161 204L163 205L162 201H161ZM223 204H224V203H223ZM237 204H238V202H237ZM237 204H236V205H237ZM240 204H242V203H239L238 205H240ZM6 205H8V204H6ZM20 205H21V204H20ZM30 205H31V204H30ZM38 205H39V203H38ZM38 205H37V206H38ZM82 205H84V203H82ZM112 205H113V203H110V205L108 204V206H111V208H112ZM121 205H120V206H121ZM143 205H144V204H143ZM238 205H237V206H238ZM25 206H26V205H25ZM124 206H125V205H124ZM127 206H128V205H127ZM127 206H125L126 209H127ZM130 206L132 207V205H130ZM179 206H180V205H179ZM193 206H194V203H193ZM212 206H213V204H212ZM226 206H227V204H226ZM237 206H236V207H237ZM242 206H243V205H242ZM242 206H241V210L243 209ZM250 206H251V205L249 204V207H250ZM252 206H253V205H252ZM0 207H1V206H0ZM4 207H5V206H4ZM9 207H12V208H13L12 205L9 206ZM14 207H17V206H14ZM38 207H39V206H38ZM42 207H43V206H42ZM84 207H85V206H84ZM104 207H105V206H104ZM113 207H114V206H113ZM115 207H116V206H115ZM143 207H144V206H143ZM149 207H150V206H149ZM184 207H185V206H184ZM197 207H198V206H197ZM224 207H225V206H224ZM224 207H223V208H224ZM244 207H245V206H244ZM249 207H248V208H249ZM253 207H254V206H253ZM262 207H263V206H262ZM262 207H261V208H262ZM6 208H8V207H5L4 209H6ZM20 208H21V207H20ZM20 208H19V209H20ZM23 208H24V207H23ZM25 208H26V207H25ZM28 208H29V206H27L26 209H28ZM34 208H36V206H34ZM39 208L41 209V207H39ZM44 208H46V207H44ZM44 208H43V209H44ZM105 208H106V207H105ZM109 208H110V207H109ZM116 208H117V207H116ZM122 208H123V207H122ZM128 208H129V207H128ZM150 208H151V207H150ZM152 208H153V205H152ZM178 208H179V207H178ZM178 208H176V210H177ZM190 208H191V207H190ZM215 208H216V207H215ZM230 208H231V206H230ZM245 208H247V207H245ZM251 208H252V207H251ZM256 208H258V207H256ZM263 208H264V207H263ZM263 208H262V209H263ZM1 209H2V208H1ZM1 209H0V210H1ZM4 209H3V211H4ZM14 209H16V208H14ZM40 209H39V210H40ZM107 209H108V208H107ZM113 209H114V208H113ZM123 209H124V208H123ZM129 209H130V208H129ZM131 209H132V208H131ZM166 209H167V208H166ZM183 209H184V208H183ZM191 209H192V208H191ZM191 209H190V210H191ZM219 209H220V208H219ZM225 209H226V208H225ZM225 209H224V210H225ZM237 209H238V208H237ZM253 209H255V208H253ZM10 210L12 211L11 208H10ZM10 210L8 209V211L11 213ZM20 210H21V209H20ZM33 210H34V209H33ZM50 210H51V209H50ZM137 210H138V209H137ZM143 210H144V209H143ZM174 210H175V209H174ZM176 210H175V213H176ZM178 210H179V209H178ZM187 210L189 211V209H187ZM241 210H240V211H241ZM249 210H250V209H249ZM257 210L260 211V209H257ZM3 211H1V212H3ZM14 211H15V210H13V212H14ZM21 211H23V210H21ZM21 211H20V212H21ZM170 211H171V210H170ZM170 211H168V212H170ZM181 211H182V210H181ZM188 211H187V212H188ZM195 211H196V209H195ZM211 211H212V210H211ZM225 211H226V210H225ZM237 211H239V210H237ZM251 211H252V210H251ZM6 212H7V210H6ZM15 212H17V210H16ZM50 212H51V211H50ZM138 212H139V210H138ZM140 212H141V210H140ZM140 212H139V213H140ZM152 212H153V211H152ZM157 212H158V211H157ZM173 212H174V211H173ZM184 212H185V210H184ZM184 212H182V213L184 214ZM187 212H186V213H187ZM189 212H190V211H189ZM198 212H199V211H198ZM201 212L203 213V211H201ZM216 212L218 213L219 210H217ZM220 212H221V209H220ZM263 212H264V211H263ZM7 213H8V212H7ZM17 213H19V212H17ZM17 213H16V216H18ZM22 213H23V212H22ZM32 213H33V212H32ZM34 213H35V212H34ZM78 213H79V211H78ZM148 213H149V212H148ZM153 213H154V212H153ZM161 213H163V212H161ZM166 213H167V212H166ZM177 213H179V212H177ZM177 213H176V214H177ZM186 213H185V214H186ZM190 213H191V212H190ZM196 213H197V211H196ZM222 213H223V212H222ZM244 213H245V210H244ZM246 213L248 214V212H246ZM250 213L254 215V218L256 217V216H255L256 213H252V212H250ZM259 213H260V212H259ZM8 214H9V213H8ZM27 214H28V213H27ZM29 214H30V213H29ZM70 214H71V212H70ZM114 214H115V213H114ZM114 214H113V215H114ZM116 214H117V213H116ZM146 214H147V212H146ZM154 214H155V213H154ZM154 214H153V215H154ZM214 214H216V213H214ZM225 214H227V213L225 212ZM247 214H245V215H247ZM24 215H25V214H24ZM32 215H34V214H32ZM62 215H63V214H62ZM117 215L119 216V214H117ZM136 215H137V214H136ZM151 215H152V214H151ZM153 215H152V217H153ZM187 215H188V214H187ZM187 215H186V216H187ZM192 215H194V213H193ZM192 215H191V216H192ZM203 215H204V214H203ZM219 215H220V214H219ZM16 216H15V217H16ZM54 216H55V215H54ZM56 216H57V215H56ZM60 216H61V215H60ZM60 216H59V217H60ZM68 216H69V214H68ZM70 216H71V215H70ZM114 216H115V215H114ZM131 216H134V215H131ZM131 216H130V217H131ZM138 216H139V215H138ZM142 216H144V215H142ZM142 216H139V218H140V217L142 218ZM162 216H164V215H162ZM170 216H171V215H170ZM184 216H185V215H184ZM184 216H182V214H181L182 219H183ZM188 216H190V214H189ZM195 216H196V215H195ZM214 216H215V215H214ZM247 216H248V215H247ZM250 216H251V215H250ZM260 216H261V213H260ZM260 216H259V218H260ZM263 216H264V213H263ZM263 216H262V217H263ZM28 217H29V216H28ZM57 217H58V216H57ZM66 217H67V216H65L64 218H66ZM82 217H83V216H82ZM85 217H86V216H85ZM120 217H121V216H120ZM134 217H135V216H134ZM160 217H161V216H160ZM177 217H178V216H177ZM177 217L175 216V218H177ZM208 217H209V216H208ZM241 217H244V215L241 216ZM262 217H261V218H262ZM26 218H27V217H26ZM52 218H53V216H52ZM64 218H61V219H64ZM139 218H138V219H139ZM141 218H140V220H141ZM163 218H164V217H163ZM166 218H167V217H166ZM189 218H190L189 221H191V220H192V219H191L192 217H189ZM197 218H198V217H197ZM201 218H202V217H201ZM4 219H5V218H4ZM4 219H3V220H4ZM20 219H21V218H20ZM54 219H56V218L54 217ZM87 219H88V218H87ZM116 219H117V218H116ZM136 219H137V217H136ZM143 219H144V217H143ZM205 219H206V218H205ZM8 220H10V219H8ZM11 220H12V219H11ZM14 220H15V219H14ZM82 220H83V219H82ZM95 220H96V219H95ZM120 220H121V219H119V221H120ZM174 220H175V219H174ZM186 220H188V219H186ZM196 220H197V219H196ZM203 220H204V219H203ZM251 220H253V218H252ZM12 221H13V220H12ZM22 221H23V220H22ZM89 221H90V220H89ZM126 221H127V219H126ZM171 221H173V220L171 219ZM178 221H179V218H178ZM178 221H177V222H178ZM189 221H188V222H189ZM223 221H224V220H223ZM247 221H248V220H247ZM247 221H244V223L247 222ZM249 221H250V220H249ZM257 221H258V220H257ZM262 221L264 222L263 219H262ZM90 222H91V221H90ZM97 222H98V221H97ZM168 222H169V220H168ZM173 222H174V221H173ZM173 222H172V223H173ZM177 222L175 221L174 224H178V223H179V222H178V223H177ZM188 222L185 221V223H188ZM259 222H260V219H259ZM259 222H258V223H259ZM6 223H8V222H6ZM9 223H10V222H9ZM26 223H28V222H26ZM65 223H66V222H65ZM82 223H83V222H82ZM130 223H131V222H130ZM139 223H140V221H139ZM139 223H137V224H138V226H139V228H140ZM166 223H167V222H166ZM166 223H165V222H164V223H160V225H161V224L164 225V224H166ZM185 223H183V225H186ZM202 223H203V222H201L200 224L202 225ZM238 223H240V222L238 221ZM255 223H256V222H255ZM258 223H256L257 225H256V224H255V225H256V226H259ZM260 223H261V224H264V223H262V222H260ZM10 224H11V223H10ZM48 224H49V223H48ZM48 224H47V225H48ZM61 224H62V223H61ZM61 224L59 223V226H60ZM84 224H85V223H84ZM126 224H127V226H128V223H126ZM134 224H135V223H134ZM179 224H180V223H179ZM219 224H220V223H219ZM251 224H252V223H251ZM251 224H250V225H251ZM261 224H260V226H262ZM12 225H14V223H13ZM121 225H122V224H121ZM187 225H188V224H187ZM193 225H194V224H193ZM197 225H199V224H197ZM197 225H196V226H197ZM25 226H26V225H25ZM59 226H58V227H59ZM65 226H66V225H65ZM123 226H124V225H123ZM135 226H136V225H135ZM138 226L136 227L137 229L134 228V230H138V229H139ZM165 226H166V225H165ZM165 226H164V227H165ZM168 226H169V225H168ZM171 226H172V225H171ZM194 226H195V225H194ZM194 226H193V227H194ZM196 226H195V227H196ZM202 226H203V225H202ZM240 226H241V225H240ZM2 227H3V225H2ZM13 227H14V226H13ZM19 227H20V226H19ZM55 227H56V226H55ZM129 227H130V226H129ZM129 227H128V229H127L128 232L126 231V233H129V230H130ZM238 227H239V226H238ZM238 227H237V228H238ZM244 227H245V226H244ZM38 228H39V227H38ZM59 228H61V227H59ZM59 228H58V229H59ZM121 228H122V227H121ZM142 228H143V230H144V228H146V227H144V225H143V226L141 227V229H139L141 232L143 231ZM178 228H179V227H178ZM183 228H184V227H183ZM183 228H182V230H183ZM197 228H198V227H197ZM203 228H204V227H202V229H201V228H200V229L203 231V230H205V228H204V229H203ZM207 228H208V227H207ZM207 228H206V229H207ZM212 228H213V227H212ZM230 228H231V227H230ZM246 228H247V227H246ZM258 228H259V227H257V230H258ZM79 229H80V228H79ZM146 229H147V228H146ZM184 229H185V228H184ZM188 229L190 230V228H188ZM188 229H186V230H188ZM200 229H196V230H199L198 232L200 233ZM239 229H240V228H239ZM244 229H245V228H244ZM244 229H243V230H244ZM251 229H252V228L250 227V230H251ZM260 229H261V228H260ZM6 230H7V229H6ZM11 230H12V229H11ZM33 230H34V229H33ZM56 230H57V227H56ZM60 230H61V229H60ZM60 230H59V231H60ZM98 230H99V229H98ZM101 230H102V229H101ZM139 230H138V231H139ZM166 230H167V229H166ZM166 230H164V232H165ZM169 230H171V227H170ZM192 230H193V228H192ZM192 230H190V231H192ZM220 230H221V229H220ZM228 230H229V229H228ZM96 231H97V230H96ZM138 231H135V232L138 233ZM147 231H148V229H147L146 231L144 230L145 234H146ZM150 231H151V230H149V232H150ZM172 231H173V233H174V230H173V229H172ZM178 231H179V230H178ZM202 231H201V232H202ZM205 231L207 232V230H205ZM205 231H204L203 233H204L205 235L208 234V233H206ZM210 231H211V230H210ZM223 231H224V228H223ZM233 231H234V230H233ZM241 231H242V230H241ZM244 231H245V230H244ZM244 231H243V232H244ZM248 231H249V229H248ZM260 231H261V230H260ZM262 231H264V230L262 229ZM262 231H261V232H262ZM102 232H103V231H102ZM102 232H101V233H102ZM141 232H140V233H141ZM144 232H142V233H144ZM152 232H154V231H152ZM162 232H163V230L161 231V233H162ZM167 232H168V231H167ZM169 232H170V231H169ZM182 232L184 233V232H186V231L183 230ZM246 232H247V231H246ZM249 232H250V231H249ZM257 232H258V231H257ZM257 232H256V233H257ZM82 233H83V231H82ZM99 233H100V232H99ZM104 233H105V232H103V234H104ZM130 233H134V232H130ZM156 233H157V232L155 231L154 235H156V237H157L158 235H157ZM158 233H159V232H158ZM179 233H181V232L179 231L178 234H179ZM194 233H195V232H194ZM215 233H216V232H215ZM219 233H220V232H219ZM231 233H232V232H230V234H231ZM238 233H239V232H238ZM238 233H237V234H238ZM240 233H242V232H240ZM240 233H239V234H240ZM259 233H260V232H259ZM105 234H106V233H105ZM118 234H121V232H118ZM138 234H139V233H138ZM145 234H144V235H145ZM147 234H148L149 237H150V234H149V233H147ZM152 234H153V233H151L150 240H152V239H151V238H152ZM165 234H166V233H165ZM168 234H170V235L172 236V233H168ZM178 234L175 235V233H174L175 236H178ZM185 234H186V233H185ZM185 234H184V235H185ZM195 234H196V233H195ZM197 234H198V233H197ZM197 234H196V235H197ZM237 234L234 235L233 237H234V238H237V242L239 243V240H240V239H238ZM253 234H254V233H253ZM263 234H264V233H263ZM14 235H15V234H14ZM130 235H132V234H130ZM130 235H129V236H130ZM134 235H137V234H134ZM140 235H141V234H140ZM154 235H153V236H154ZM159 235H161V234L159 233ZM170 235H168L167 238L170 239V238H171V237H169ZM179 235H182V237H181V236H178V237H181V238L183 239V234H179ZM186 235H187V234H186ZM222 235H223V234H222ZM225 235H226V234H225ZM11 236H12V235H11ZM125 236H126V235H125ZM137 236H139V235H137ZM137 236H135V237H137ZM142 236H143V235H142ZM164 236H165V235H164ZM164 236H163V237H164ZM192 236H193V235H192ZM197 236H198V235H197ZM200 236H201V233H200ZM202 236H203V235H202ZM202 236H201V237H202ZM216 236H217V235H216ZM235 236H237V237H235ZM240 236H241V235H240ZM240 236H239V238H240ZM262 236H264V235H262ZM20 237H21V236H20ZM107 237H109V235H107ZM113 237H114V236H113ZM133 237H134V236H133ZM143 237H144V236H143ZM145 237H148V236L145 235ZM149 237H148V238H149ZM158 237H159V236H158ZM160 237L162 238V236H160ZM195 237H196V236H195ZM201 237H200V238H201ZM225 237H226V236H225ZM58 238H59V237L57 236V239H56L57 242L59 241ZM109 238H110V237H109ZM115 238H116V237H115ZM125 238H128V237L126 236ZM129 238H130V237H129ZM148 238H147V239H148ZM164 238L166 239V237H164ZM164 238H163V240H165ZM172 238H173V236H172ZM172 238H171V242H170V243H172ZM181 238H180V239H181ZM184 238H185V236H184ZM204 238H205V237H204ZM208 238H209V237H208ZM226 238H227V237H226ZM118 239H119V238H118ZM140 239H141V238H140ZM140 239H139V240H140ZM156 239H157V238H156ZM169 239H168V240H169ZM175 239H177V238H175ZM178 239H179V238H178ZM180 239H179V240H180ZM182 239H181V240H182ZM190 239H191V238H190ZM196 239H197V238H196ZM196 239H195V240H196ZM205 239H206V238H205ZM242 239H243V238H242ZM254 239H256V238H254ZM254 239H253V240H254ZM17 240H18V239H17ZM105 240H106V239H105ZM110 240H111V238H110ZM134 240H135V241H134ZM134 240H133V241L136 242V238H135ZM139 240H138V241H139ZM142 240H143V238H142ZM148 240H149V239H148ZM163 240H162V241H163ZM168 240H167V241H166V240L164 241V245H165V243L168 242ZM181 240L179 241V243H181V245H182L183 241L181 242ZM184 240H185V239H184ZM191 240H192V239H191ZM195 240H194V241H195ZM197 240H200V239L198 238ZM197 240H196V241H197ZM206 240H208V239H206ZM206 240H205V241H206ZM225 240H226V239H225ZM230 240H231V236H230ZM245 240L247 241V238H246ZM106 241H107V240H106ZM106 241H105V242H106ZM115 241H116V239H114L113 242L115 243ZM129 241H131V240L129 239ZM138 241H137V242H138ZM144 241H145V239H144ZM144 241H140V244H141V242H144ZM153 241H155V240H153ZM176 241H177V240H176ZM185 241H186V240H185ZM188 241H190V240L188 239ZM196 241H195L194 243H196ZM205 241H204V239H203V243H205ZM209 241H210V240H209ZM209 241H207V242H209ZM234 241H235V240H234ZM241 241H243V240H241ZM248 241H249V240H248ZM15 242H16V240H15ZM15 242H14V243H15ZM113 242H112V243H113ZM121 242H123V241H121ZM149 242H150V241H149ZM149 242H148V243H149ZM151 242H152V241H151ZM157 242H158V243H157ZM157 242H156V244H157L158 246H155L154 249H152V247H151V250H153V251L155 250V252H156V247H158L157 249H160L159 244L162 243L160 240L157 241ZM160 242H161V243H160ZM177 242H178V241H177ZM199 242H200V241H199ZM212 242H213V241H212ZM216 242H217V241H216ZM230 242H231V241H230ZM243 242L245 243V241H243ZM112 243H111V245H112ZM118 243H119V240H118ZM203 243H202V244H203ZM256 243H257V241H256ZM15 244H16V243H15ZM51 244H52V243H51ZM115 244L117 245V243H115ZM122 244H123V243H122ZM156 244H154V245H156ZM176 244H178V243H176ZM183 244H184V243H183ZM186 244H187L186 247H188V246H189V248L192 247V246L189 245V243H186ZM186 244H184V248H186V247H185ZM191 244H192V243H191ZM210 244H211V243H210ZM210 244H209V246H210ZM215 244H216V243H215ZM219 244L221 245V242H220ZM219 244H218V245H219ZM252 244H253V243H252ZM111 245H110V246H111ZM113 245H114V244H113ZM116 245H115V246H116ZM145 245H146V244H145ZM145 245H143V246H145ZM148 245H149V244H148ZM154 245H152V246L154 247ZM161 245H163V244H161ZM173 245H174V244H173ZM173 245H170V248H171V246H173ZM181 245H179V247H180ZM192 245H193V244H192ZM194 245H195V244H194ZM194 245H193V246H194ZM196 245H197V243H196ZM205 245H206V244H205ZM205 245H204V246H205ZM211 245H213V244H211ZM235 245H237V244L235 243ZM249 245H250V244H249ZM136 246H137V245H136ZM136 246H134V247H136ZM176 246H178V245H176ZM253 246H254V245H252V247H253ZM112 247H113V246H112ZM126 247H127V246H126ZM134 247H132V248L134 249ZM161 247H162V246H161ZM179 247H178V248H179ZM195 247H196V246H195ZM198 247L200 248L199 243H198ZM207 247H208V246H207ZM218 247H219V246H218ZM247 247H250V246H247ZM258 247H259V245H258ZM108 248H109V247H108ZM116 248H117V247H116ZM139 248H140V246H139ZM139 248L136 247V250L138 251ZM162 248H163V247H162ZM174 248H175V247H174ZM184 248H183V249H184ZM189 248H187V249H189ZM263 248H264V247H263ZM112 249H113V248H112ZM141 249L144 251V248H140L139 252H137V251L135 250V251L137 252V254L140 253ZM149 249H150V248H149ZM163 249H164V248H163ZM175 249H176V248H175ZM179 249H182V248L180 247ZM179 249H178V250H179ZM183 249H182L181 251H183ZM194 249H195V248H194ZM197 249H198V248H197ZM130 250H132V249L130 248ZM146 250H147V249H146ZM191 250H192V248H191ZM204 250H205V248H204ZM206 250H207V248H206ZM249 250H250V248H249ZM257 250H259V249H257ZM260 250H261V249H260ZM114 251H115V250H114ZM124 251H125V250H124ZM135 251H133V253H134ZM153 251H152V252H153ZM117 252H118V251H117ZM145 252H146V251H145ZM150 252H151V251L148 252V257L150 256V255H149ZM155 252H154V253H155ZM158 252H159V250H158ZM158 252H157V253H158ZM189 252H190V249H189ZM189 252L187 251L186 253H189ZM191 252H192V251H191ZM119 253H122V252L120 251ZM128 253L130 254L131 252H128ZM128 253H127V254H128ZM143 253H144V252H143ZM146 253H147V252H146ZM154 253H152V254H153L154 256H156ZM206 253H208V252H206ZM245 253H246V251H245ZM137 254H136L135 256H138ZM140 254H141V253H140ZM189 254H190V253H189ZM191 254H192V253H191ZM191 254H190V255H191ZM197 254H198V255H197ZM197 254L194 253V256L197 255V257H198V256H199V252H198ZM246 254H247V253H246ZM255 255H256V254H255ZM116 256H119V255H116ZM120 256L122 257V255H120ZM200 256H201V255H200ZM200 256H199V257H200ZM207 256H208V255H207ZM121 257H120V258H121ZM139 257H140V256H139ZM191 257H193V255H191ZM202 257H203V256H202ZM247 257H248V256H247ZM262 257H263V256H262ZM127 258H128V257H127ZM137 258H138V257H137ZM149 258H150V257H149ZM251 258H252V257H251ZM263 258H264V257H263ZM135 259H136V258H135ZM154 259H155V258L153 257V260H154ZM194 259H196V257L193 258V259H191V260L194 261ZM202 259H203V258H202ZM245 259H246V258H245ZM245 259H244V260H245ZM144 260H145V259H144ZM191 260H190V261H191ZM246 260H247V259H246ZM246 260H245V261H246ZM250 260H251V259H250ZM135 261H137V260H135ZM202 261H203V260H202ZM202 261H199V260H198L197 262H201L200 264H202ZM140 262H141V261H139V263H140ZM143 262H144V261H143ZM249 262H250V261H249ZM253 262H254V261H253ZM256 262H257V261H256ZM263 262H264V261H263ZM118 263H119V262H118ZM194 263H195V262H194ZM194 263L191 261V264H194ZM127 264H129V262H128ZM195 264H196V263H195ZM197 264H198V263H197ZM204 264H205V263H204ZM248 264H249V263H248ZM251 264H252V262H251Z\"/></svg>",
  "mask_w": 264,
  "mask_h": 264
}]
</instances>
